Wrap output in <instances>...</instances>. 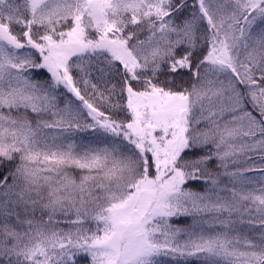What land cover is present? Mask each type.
I'll return each mask as SVG.
<instances>
[{"label": "snow or ice", "instance_id": "obj_1", "mask_svg": "<svg viewBox=\"0 0 264 264\" xmlns=\"http://www.w3.org/2000/svg\"><path fill=\"white\" fill-rule=\"evenodd\" d=\"M0 264H264V0H0Z\"/></svg>", "mask_w": 264, "mask_h": 264}]
</instances>
